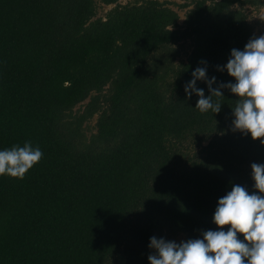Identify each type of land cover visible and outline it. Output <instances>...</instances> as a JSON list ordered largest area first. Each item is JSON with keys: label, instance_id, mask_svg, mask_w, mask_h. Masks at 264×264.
<instances>
[{"label": "trees", "instance_id": "obj_1", "mask_svg": "<svg viewBox=\"0 0 264 264\" xmlns=\"http://www.w3.org/2000/svg\"><path fill=\"white\" fill-rule=\"evenodd\" d=\"M171 4L0 0V150L44 153L0 176V264H150V237L202 238L233 185L258 191L264 143L233 131L239 97L201 113L185 86L197 67L235 82L220 68L264 35L247 13L264 0H191L182 23Z\"/></svg>", "mask_w": 264, "mask_h": 264}, {"label": "clouds", "instance_id": "obj_2", "mask_svg": "<svg viewBox=\"0 0 264 264\" xmlns=\"http://www.w3.org/2000/svg\"><path fill=\"white\" fill-rule=\"evenodd\" d=\"M225 68L235 78L234 83L221 82L213 87L216 77L209 79L206 67H197L185 92L189 98L193 92L198 95L196 108L201 113H219V98L224 97L221 89H229L239 97L233 107V131L250 133L254 140L264 143V35L250 38L243 50L233 48L220 70ZM198 80L208 84L211 95L206 96L196 86ZM43 156L40 147H33L30 141L0 150V176L23 179ZM251 169L253 187L258 191L250 193L244 186L233 185L215 209L213 222L218 230H206L202 238L179 243L152 236L150 264H264V163L253 162Z\"/></svg>", "mask_w": 264, "mask_h": 264}, {"label": "rangeland", "instance_id": "obj_3", "mask_svg": "<svg viewBox=\"0 0 264 264\" xmlns=\"http://www.w3.org/2000/svg\"><path fill=\"white\" fill-rule=\"evenodd\" d=\"M133 0H120V2L122 3H127ZM172 2L171 6L175 9H177L179 11L180 14V19L179 22H183L185 19V12L188 8L192 7H182L181 5L185 4V3H190L191 0H169ZM114 6V4H110V5H101L98 8V15L97 16H105V13L110 10L112 7ZM247 13H248V17L250 22H252L253 24H255V31L257 33H260L263 29H264V6H262L261 8H253V7H247ZM187 47V46H186ZM188 50H190L187 47ZM186 49V51H188ZM182 56L185 58L186 55L185 53L183 54L182 52ZM87 102V100L85 102H83V104L78 105L77 108H79V106H83L85 103ZM97 120V115H95L92 120L88 123V125L90 126L88 129H90L89 131H91ZM181 241H186L185 240V236L184 235H180L176 238V242L179 243Z\"/></svg>", "mask_w": 264, "mask_h": 264}]
</instances>
